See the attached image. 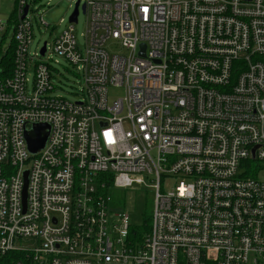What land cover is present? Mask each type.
I'll use <instances>...</instances> for the list:
<instances>
[{
	"label": "built area",
	"instance_id": "obj_1",
	"mask_svg": "<svg viewBox=\"0 0 264 264\" xmlns=\"http://www.w3.org/2000/svg\"><path fill=\"white\" fill-rule=\"evenodd\" d=\"M72 1L83 45L68 23L31 58L29 0H16L0 264H264V0ZM50 55L80 77L77 102L52 95ZM36 124L49 131L30 155ZM140 187L152 205L136 241L112 195Z\"/></svg>",
	"mask_w": 264,
	"mask_h": 264
},
{
	"label": "rangeland",
	"instance_id": "obj_2",
	"mask_svg": "<svg viewBox=\"0 0 264 264\" xmlns=\"http://www.w3.org/2000/svg\"><path fill=\"white\" fill-rule=\"evenodd\" d=\"M28 4L32 24V41L28 55L33 58L44 43L50 44L55 35L66 29L68 18L73 12L75 3L72 0H29ZM14 9H16V0H0V20L4 24V29L0 31V56L6 52L13 39L14 26L11 14ZM40 18L47 27L40 24ZM85 29L86 17L80 5L77 23L74 25L75 39L79 45H83ZM112 51L119 53L120 50L113 48ZM42 60L47 61L52 70L51 83L54 86L52 95L68 102H77L81 90V79L75 69L67 61L54 55L47 56ZM27 78L31 81L30 72L27 73ZM123 95V89H109L107 99L111 102L121 99ZM258 178L264 180V171L258 175ZM112 199L114 208L129 213L137 224L144 225L147 222L150 226L152 205V191L150 189L140 187L133 190H115Z\"/></svg>",
	"mask_w": 264,
	"mask_h": 264
},
{
	"label": "water",
	"instance_id": "obj_3",
	"mask_svg": "<svg viewBox=\"0 0 264 264\" xmlns=\"http://www.w3.org/2000/svg\"><path fill=\"white\" fill-rule=\"evenodd\" d=\"M27 6L24 7L23 10V15H22V19L25 17L26 13H27ZM78 8H79V1H77L74 4V9L72 14L70 15V17L68 18V23L70 24H76L77 23V16H78ZM81 10L84 13V6H81ZM144 45H140V50L141 52L139 53V56L144 57ZM44 51H45V43L42 45L41 49L39 50V54L41 56L44 55ZM48 131H49V127L47 125H39L36 124L32 127V129L30 131H27L25 133V142H26V147H27V151L30 155H36L39 151H41L45 145V142L47 140V136H48ZM253 158V156H252ZM26 178H27V172L24 173V179H25V184H24V190H25V186H26ZM24 199V196H23ZM25 202V199L24 201Z\"/></svg>",
	"mask_w": 264,
	"mask_h": 264
},
{
	"label": "trees",
	"instance_id": "obj_4",
	"mask_svg": "<svg viewBox=\"0 0 264 264\" xmlns=\"http://www.w3.org/2000/svg\"><path fill=\"white\" fill-rule=\"evenodd\" d=\"M11 20H12V23L14 24L15 18H14L13 12L11 14ZM14 47H15L14 44L11 42L6 52L0 56V67L2 69L0 71V79L7 78L11 75ZM146 223L144 225H141V224L136 225L132 228V232H133L132 237L134 240L136 241L141 240V238L143 237V234L149 230L148 223L147 224Z\"/></svg>",
	"mask_w": 264,
	"mask_h": 264
},
{
	"label": "crops",
	"instance_id": "obj_5",
	"mask_svg": "<svg viewBox=\"0 0 264 264\" xmlns=\"http://www.w3.org/2000/svg\"><path fill=\"white\" fill-rule=\"evenodd\" d=\"M13 13H14V18H16L15 9L13 10ZM14 24H15V22H14ZM14 24H13V26H14ZM12 37H13V35H12ZM12 43L14 44L13 39H12Z\"/></svg>",
	"mask_w": 264,
	"mask_h": 264
}]
</instances>
